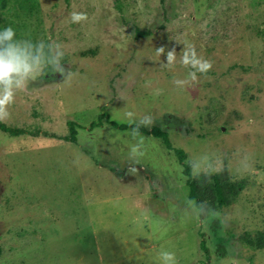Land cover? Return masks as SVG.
I'll return each mask as SVG.
<instances>
[{
  "label": "rangeland",
  "instance_id": "374dc122",
  "mask_svg": "<svg viewBox=\"0 0 264 264\" xmlns=\"http://www.w3.org/2000/svg\"><path fill=\"white\" fill-rule=\"evenodd\" d=\"M8 26L59 43L73 75L45 69L0 121L19 130L0 126V264H163V251L176 264H264L243 238L264 231V0H0ZM185 41L213 67L179 88ZM161 46L175 47L173 69ZM129 112L210 177L204 217L161 139L140 131L131 156ZM101 114L127 128L92 127ZM225 170L243 184L236 198L216 182Z\"/></svg>",
  "mask_w": 264,
  "mask_h": 264
},
{
  "label": "clouds",
  "instance_id": "9594fccd",
  "mask_svg": "<svg viewBox=\"0 0 264 264\" xmlns=\"http://www.w3.org/2000/svg\"><path fill=\"white\" fill-rule=\"evenodd\" d=\"M70 19L73 23H80L87 19V15L73 11ZM182 44L184 49L181 51L180 63L190 67L192 71L188 73L187 78L174 81L179 88L197 81L198 73L206 74L213 67L210 60L197 54L193 44L187 41ZM165 52L167 62L162 63L161 66L173 69L177 62V51L175 47L167 51L164 46L156 48V55L159 57ZM64 55L63 47L59 43L43 40L34 42L28 38H18L11 26L0 29V121L10 117L9 107L15 102L17 94L25 91L31 82L45 72V69L60 74L65 80L71 79L72 72L61 62ZM127 116L129 123L133 125L130 134L137 141L131 147V156L135 158L143 155L140 148L144 144L145 137L140 133V128H150L154 121L151 116L136 119L131 112L127 113ZM134 170L130 168V171ZM160 256L163 264H176L175 253L163 251Z\"/></svg>",
  "mask_w": 264,
  "mask_h": 264
},
{
  "label": "trees",
  "instance_id": "16d2710c",
  "mask_svg": "<svg viewBox=\"0 0 264 264\" xmlns=\"http://www.w3.org/2000/svg\"><path fill=\"white\" fill-rule=\"evenodd\" d=\"M140 35H148L149 33L146 31H139ZM106 117V114H101L99 117L98 122H94L92 124V127L102 124L103 123V118ZM107 123L115 126V127H120V128H127L126 124H119L116 121L110 119L109 117L107 118ZM74 123L70 122V130L72 133L71 140L76 141V129L74 127ZM0 126L3 130L12 132L14 135L19 134V130L17 129H12L11 127L7 126L5 123L0 122ZM141 132H145L148 134H152L153 136L161 139L167 149L173 150L175 155L178 157L180 162L184 165V173L188 177V186H189V199L192 200L195 204V206L198 208L200 217H204L207 211V203L204 201V199L200 196V193L202 191H206L208 193L212 192V189L210 187H205L202 182L210 177H208L205 174H197L194 175L192 172V168L189 164L186 163L187 159V153L185 150L182 148H177L175 147L169 137L168 131L162 129L160 126H154L152 129H147L146 127H141L140 128ZM216 182L221 190H226L231 193V195L236 198L240 194V190L243 187L242 183L239 182H233L230 180L228 171L225 170L223 173L217 175L216 177ZM246 239V241L251 244L256 246L257 248H264V231L258 232V234L254 237H243ZM202 247L208 252V248L206 247V241L202 240Z\"/></svg>",
  "mask_w": 264,
  "mask_h": 264
},
{
  "label": "crops",
  "instance_id": "0c3cea01",
  "mask_svg": "<svg viewBox=\"0 0 264 264\" xmlns=\"http://www.w3.org/2000/svg\"><path fill=\"white\" fill-rule=\"evenodd\" d=\"M2 129V128H1ZM3 130V129H2Z\"/></svg>",
  "mask_w": 264,
  "mask_h": 264
}]
</instances>
